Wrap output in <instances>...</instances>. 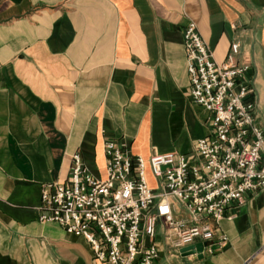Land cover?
I'll list each match as a JSON object with an SVG mask.
<instances>
[{
  "label": "crops",
  "instance_id": "1",
  "mask_svg": "<svg viewBox=\"0 0 264 264\" xmlns=\"http://www.w3.org/2000/svg\"><path fill=\"white\" fill-rule=\"evenodd\" d=\"M190 21L219 62L241 42L264 130V0H0V264H109L39 220L42 186L69 177L75 152L106 178L109 139L146 159L193 155L209 125L190 95ZM228 212V243L192 264H264V188ZM158 225L156 264H179Z\"/></svg>",
  "mask_w": 264,
  "mask_h": 264
},
{
  "label": "built area",
  "instance_id": "2",
  "mask_svg": "<svg viewBox=\"0 0 264 264\" xmlns=\"http://www.w3.org/2000/svg\"><path fill=\"white\" fill-rule=\"evenodd\" d=\"M183 34L190 95L208 112L209 132L196 140L193 155L171 151L146 159L109 139L106 178L93 176L75 152L69 177L42 186L39 220L83 236L95 260L156 264L159 223L178 253L198 242H207L202 254L214 253L228 243L225 233L216 234L220 221L233 218L228 211L248 193L264 188V130L257 122L251 65L238 60L241 42L233 41L219 62L195 21Z\"/></svg>",
  "mask_w": 264,
  "mask_h": 264
},
{
  "label": "rangeland",
  "instance_id": "3",
  "mask_svg": "<svg viewBox=\"0 0 264 264\" xmlns=\"http://www.w3.org/2000/svg\"><path fill=\"white\" fill-rule=\"evenodd\" d=\"M151 179V178H150ZM151 183L155 184L156 187H158V182L157 180H153L151 179ZM161 234V227L160 225H158V232H157V236H159ZM173 252V251H172ZM174 252L179 255V256H172L171 259L173 262L175 263H179V264H192L189 256L183 257L180 255V253H178L176 250H174Z\"/></svg>",
  "mask_w": 264,
  "mask_h": 264
},
{
  "label": "water",
  "instance_id": "4",
  "mask_svg": "<svg viewBox=\"0 0 264 264\" xmlns=\"http://www.w3.org/2000/svg\"><path fill=\"white\" fill-rule=\"evenodd\" d=\"M207 245V242H198L196 245H195V248L196 249H192L190 251H188V248L186 249H182L181 250V253L183 256H189L191 254H195V253H198L199 255H202V252H203V249H204V246ZM193 248V247H191Z\"/></svg>",
  "mask_w": 264,
  "mask_h": 264
}]
</instances>
